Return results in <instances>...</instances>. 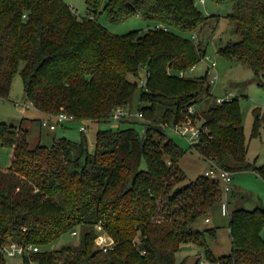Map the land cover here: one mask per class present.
I'll return each mask as SVG.
<instances>
[{
  "label": "trees",
  "instance_id": "16d2710c",
  "mask_svg": "<svg viewBox=\"0 0 264 264\" xmlns=\"http://www.w3.org/2000/svg\"><path fill=\"white\" fill-rule=\"evenodd\" d=\"M212 1L231 5L227 17L240 37L216 54L248 67L264 86V0ZM85 4L79 18L66 0H0V96L8 97L22 61L24 98L45 117L67 113L73 122H112L113 111L127 108L137 93L144 132L132 125L137 121L122 119L114 131H96L90 152L82 130L78 142L54 137L30 148L27 129L0 124V143L10 149L0 168V264H8L2 248L10 242L40 247L23 253L21 264H188V255L180 261L176 255L189 244L204 247L209 264H264V208L230 211L231 185L230 253L215 256L207 247L205 232L214 238L215 228L194 230L199 217L208 220L220 209L221 185L204 174L179 186L185 150L165 134L167 127L199 119L206 131L190 146L200 156L213 167L253 170L264 179V162L257 167L246 160L239 98L216 103L206 73L178 76L205 55L194 32L213 15L195 0ZM103 14L110 23L139 17L155 26L114 34L99 22ZM141 69L144 85L128 79ZM201 103L200 113L189 112ZM254 115L252 137L264 123V113L255 109ZM122 122L130 124L121 128ZM96 224L114 240L111 250L95 247ZM73 231L80 237L76 245L43 250Z\"/></svg>",
  "mask_w": 264,
  "mask_h": 264
},
{
  "label": "rangeland",
  "instance_id": "374dc122",
  "mask_svg": "<svg viewBox=\"0 0 264 264\" xmlns=\"http://www.w3.org/2000/svg\"><path fill=\"white\" fill-rule=\"evenodd\" d=\"M66 2L79 18L85 16V0H66ZM195 4L204 14L213 15L200 30L194 32V41L200 43L205 48L206 55L217 63L215 71L218 72L219 78L212 84L213 97L219 98L230 94L231 98H239L244 136L247 144L246 160L259 167L264 162V123L260 125L259 133L256 137H252L251 132L255 118L254 110L259 109L261 113H264V86L253 75L251 69L216 54L218 47L225 45L229 41H237L240 38L235 30V24L227 17V14L231 11V5L229 3L218 5L212 0H205V3L195 0ZM99 22L114 34H125L136 29L139 30V34H142L148 28L155 26V23L144 21L139 17H132L120 23H110L104 14L99 17ZM209 63V59L202 58L188 74L190 76L205 74ZM22 65L23 62L21 61L18 71L13 76L8 97L0 96V124L6 123L7 125L22 126L27 129L29 132L28 142L30 148H34L37 144L49 145L54 137H65L73 142H78L81 139L80 128L83 125L86 128L84 134L87 138L89 151L93 152L95 134L99 128L111 129L113 131L117 129V125L114 122L87 124L72 121L70 123L65 122L63 124L64 127L59 124L56 130L42 127L41 121L45 119L44 115L33 106H30L29 101L24 98L23 81L20 75ZM138 76L129 73L128 79L132 82L136 81L140 85V79L145 78V70L141 69ZM137 101L136 93L127 106L133 113L138 111ZM201 105L203 106V103L194 106L195 112L200 113L202 109ZM143 118L138 119L130 116L126 119L131 122L137 121L132 123V125L138 132L143 134L144 127L139 122L143 121ZM196 123L199 124L200 120L198 119ZM128 124L130 123L122 122L120 123V127L125 128ZM165 134L185 150L179 160V166L184 172L185 178L179 183V186H186L190 181H193L200 175H204L206 171L213 168V164L200 156L179 131L167 127L165 128ZM9 156L10 149L2 146L0 143V168H6ZM166 162L170 163L168 158H166ZM229 197L230 211L235 208H264V179L253 170L235 171L233 173ZM210 228L216 229V236L212 238L205 232L204 238L206 239L207 247L215 256L229 254L231 250V237L228 229V216H223L219 208L209 215L208 220H205V217H199L194 225V230L198 231H206ZM262 236L264 237V230ZM79 241L80 237L78 233H67L55 242L46 245L43 250L57 249L67 244L76 245ZM185 255H188V264H195L196 260H202L203 264H209L205 258L204 247L189 244L177 253V260L180 261ZM6 261L8 264H21L22 257L7 256Z\"/></svg>",
  "mask_w": 264,
  "mask_h": 264
},
{
  "label": "built area",
  "instance_id": "2783aa9c",
  "mask_svg": "<svg viewBox=\"0 0 264 264\" xmlns=\"http://www.w3.org/2000/svg\"><path fill=\"white\" fill-rule=\"evenodd\" d=\"M200 3H205V0H199ZM156 27H162L164 29H166L165 26H163L162 24H157ZM209 59V65L207 67V71L205 72L208 76L209 82L211 84H214L216 82V80L219 78V74L218 72L215 71L217 63L215 60H211L210 57L208 55L203 56V59ZM195 68V65L191 66L188 70H181L178 72V76L179 77H185L188 76L189 72H191L193 69ZM140 85H144L145 84V78L144 79H140ZM231 95L227 94L224 97H219V98H215L216 103H223L226 101L231 100ZM189 112L191 114H194L195 110L193 107H191L189 109ZM135 117L138 119H142L143 118V114L140 110H138L136 113H133L132 111H130L128 108L125 107H117L113 113L111 114V121L116 123H119L120 120L122 119H126L128 117ZM68 121H74V117L71 114H67V113H58V114H54L50 117H48L47 119H44L41 121V126L42 127H46L49 128L50 130H54L55 128H57V126L59 124H63L65 122ZM171 128L173 130H177L179 131V133H181L182 136H184L187 141L189 142V144L191 146L196 145L199 140H200V136H201V132L202 131H206V128H202L200 123L197 124L196 122H194L191 118H188L187 120L181 121L173 126H171ZM82 131H85V126H81L80 128ZM205 175L207 177H210L212 179H216L220 182L221 185V190H222V199L220 202V211L221 214L223 216H228L229 215V209H228V202L226 199V195L230 190V185L232 182V178H233V173L227 169H219L216 167V165L211 168L209 171L205 172ZM95 231H96V236L94 238V244L95 247L100 249L103 252L109 251L111 250L112 246L114 245V240L106 233L102 230V227L99 224L95 225ZM71 234H76L75 231L71 232ZM4 254L8 257H15V256H21L23 255V253H28L30 251L36 252L40 250V247L38 245H29L26 248L23 245H20L16 242H10L8 244H6L5 246H3L2 248ZM199 264H203V261L200 260Z\"/></svg>",
  "mask_w": 264,
  "mask_h": 264
},
{
  "label": "crops",
  "instance_id": "0c3cea01",
  "mask_svg": "<svg viewBox=\"0 0 264 264\" xmlns=\"http://www.w3.org/2000/svg\"><path fill=\"white\" fill-rule=\"evenodd\" d=\"M45 117V116H44ZM45 119H47V117H45ZM44 120V119H43ZM70 122H72V121H68V122H66V123H70ZM64 124V123H63ZM63 124H61L62 126H63ZM64 127V126H63ZM57 128H55L54 130H56ZM86 130V129H85Z\"/></svg>",
  "mask_w": 264,
  "mask_h": 264
}]
</instances>
